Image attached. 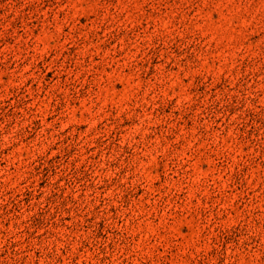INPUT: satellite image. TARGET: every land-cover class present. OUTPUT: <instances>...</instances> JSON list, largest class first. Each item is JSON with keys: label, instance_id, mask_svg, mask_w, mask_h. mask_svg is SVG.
<instances>
[{"label": "rangeland", "instance_id": "rangeland-1", "mask_svg": "<svg viewBox=\"0 0 264 264\" xmlns=\"http://www.w3.org/2000/svg\"><path fill=\"white\" fill-rule=\"evenodd\" d=\"M0 264H264V0H0Z\"/></svg>", "mask_w": 264, "mask_h": 264}]
</instances>
